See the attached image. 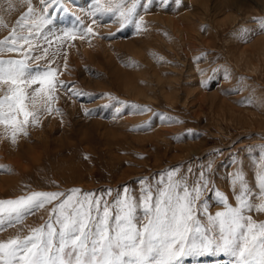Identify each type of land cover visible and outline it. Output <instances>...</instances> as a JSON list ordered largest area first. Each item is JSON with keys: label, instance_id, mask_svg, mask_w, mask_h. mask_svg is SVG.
<instances>
[{"label": "rangeland", "instance_id": "374dc122", "mask_svg": "<svg viewBox=\"0 0 264 264\" xmlns=\"http://www.w3.org/2000/svg\"><path fill=\"white\" fill-rule=\"evenodd\" d=\"M61 3L66 12L49 9L52 23L39 35L32 30L31 49L18 41L17 51L0 50V59L29 55L30 66L54 69L56 79L50 101L38 96L28 104L36 123L15 140L0 124V200L73 188L98 196L127 188L138 196L142 181L173 171L190 191L200 189L195 203L206 212L197 215L206 224L223 210L217 193L236 206L237 170L251 203L264 199L257 182L264 168V0H140L136 22L123 27L117 17L89 16L91 1ZM31 5L29 24L44 8L40 0ZM27 8V0H0V40L14 27L28 35L16 27ZM76 17L93 34L77 32ZM51 207L5 226L0 240L28 235ZM245 215L264 221L255 209ZM233 259L212 247L181 264Z\"/></svg>", "mask_w": 264, "mask_h": 264}, {"label": "snow or ice", "instance_id": "6c2138e0", "mask_svg": "<svg viewBox=\"0 0 264 264\" xmlns=\"http://www.w3.org/2000/svg\"><path fill=\"white\" fill-rule=\"evenodd\" d=\"M27 3V11L17 20L16 27L28 28V35L17 34L14 27L8 37L0 40V50L17 51L18 41L31 49L32 30L36 29L39 35L44 25L52 23L49 16L56 13H49V9L67 11L61 0H40L43 14L29 24L35 9L31 0ZM139 3L140 0H131L130 4L128 0H91L87 14L100 20L117 17L123 27L136 22ZM76 20L77 32L93 34L91 25L83 28L80 17ZM96 22L92 20V24ZM261 27L264 28V21ZM29 59L27 54L21 59H0V124L11 129L13 140L29 122L36 123V112L29 111L28 104H35L38 96L50 101L56 84L54 69L32 67ZM60 85L63 87L64 83L61 81ZM4 167L0 165V169ZM257 182L264 196V168L258 173ZM232 183L240 186L239 194H234L236 206L217 193L223 210L208 215L206 224L197 215L206 212V207L199 208L195 203L200 189L190 191L173 171L162 174L154 183L142 181L138 196L127 188L123 195L117 192L115 196L112 190L98 196L73 188L66 192L34 191L0 200V231L22 222L45 205H52L47 219L30 228L28 235L0 240V264H181L185 256L212 247L230 254L233 264H264V221L245 215V211L253 209L264 212V199L251 203L250 189L241 172L234 174Z\"/></svg>", "mask_w": 264, "mask_h": 264}, {"label": "bare ground", "instance_id": "6f19581e", "mask_svg": "<svg viewBox=\"0 0 264 264\" xmlns=\"http://www.w3.org/2000/svg\"><path fill=\"white\" fill-rule=\"evenodd\" d=\"M70 1V0H69ZM78 1V0H77ZM86 1H91V0H86ZM231 1V0H230ZM69 3H71V2H69ZM79 3H80V1H79ZM82 4V3H81ZM61 18V17H60ZM106 19V18H105ZM108 20V19H107ZM105 42V41H104ZM80 47V46H79ZM89 50L90 49H86V47H84V49H83V52L85 53V52H89ZM234 170V169H233ZM238 171V170H237Z\"/></svg>", "mask_w": 264, "mask_h": 264}]
</instances>
